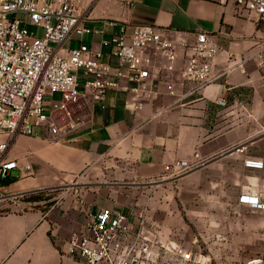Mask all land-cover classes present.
Returning <instances> with one entry per match:
<instances>
[{
  "label": "crops",
  "instance_id": "1",
  "mask_svg": "<svg viewBox=\"0 0 264 264\" xmlns=\"http://www.w3.org/2000/svg\"><path fill=\"white\" fill-rule=\"evenodd\" d=\"M82 12L91 28L83 40L103 50L102 59L113 67L120 59L111 55L106 39L123 27L129 32L133 25L149 24L178 44L176 68L172 80L160 82L156 96L140 108L127 107L138 102L134 93L110 91L94 103L92 120L82 129L53 136L42 128L14 138L8 156L20 167L1 190L23 196L0 199L5 209L0 210V264H87L68 252L71 235L85 231L103 207L130 213L136 221L137 211L128 203L132 188L164 178L165 165L177 159L198 164L186 174L221 171L220 178L237 189L239 199L242 193H264V168L244 163L247 158L264 161V68L252 56L264 42V19L237 0H82ZM202 32L220 47L212 60L215 75L229 64V52L236 54L233 60H242V67L185 96L193 87L182 84L185 44ZM79 43L68 40L64 52ZM6 138L0 133V142ZM77 181L82 203L74 191L48 207L32 199ZM24 203L35 206L25 209Z\"/></svg>",
  "mask_w": 264,
  "mask_h": 264
},
{
  "label": "built area",
  "instance_id": "2",
  "mask_svg": "<svg viewBox=\"0 0 264 264\" xmlns=\"http://www.w3.org/2000/svg\"><path fill=\"white\" fill-rule=\"evenodd\" d=\"M237 3L264 19V0ZM89 32L82 0H0V133L7 135L0 142V199L23 196L6 195L1 190L12 171L20 167L18 159L8 156L17 135H35L42 128L53 136L68 135L90 124L94 103L104 101L110 91L134 93L138 102L127 107L140 108L145 100L156 96L160 82L172 80L178 44L158 27L136 24L129 32L123 27L106 39L111 55L120 59L116 67L102 59L103 50L83 40ZM74 38L80 40L79 45L62 51ZM185 46L188 57L182 84H193L185 96L200 92L233 67H242V60H233L236 54L229 52V64L215 75L212 60L220 47L206 32ZM252 56L264 68V42ZM218 102L227 104L224 98ZM244 163L250 168H264L260 159L247 158ZM197 166L177 159L165 165V177L186 174ZM25 169L30 175L29 163ZM71 191L79 203L84 202L78 181L67 186L63 195ZM240 202L264 211L263 192L242 193ZM136 218L132 221L130 213L103 207L85 231L71 235L68 252L87 264H200V255L194 250L160 239L142 214Z\"/></svg>",
  "mask_w": 264,
  "mask_h": 264
},
{
  "label": "rangeland",
  "instance_id": "3",
  "mask_svg": "<svg viewBox=\"0 0 264 264\" xmlns=\"http://www.w3.org/2000/svg\"><path fill=\"white\" fill-rule=\"evenodd\" d=\"M221 175L206 169L135 184L128 203L153 234L194 250L200 264H264V211L242 204L237 189ZM65 190L38 193L43 197L38 205L50 206Z\"/></svg>",
  "mask_w": 264,
  "mask_h": 264
},
{
  "label": "trees",
  "instance_id": "4",
  "mask_svg": "<svg viewBox=\"0 0 264 264\" xmlns=\"http://www.w3.org/2000/svg\"><path fill=\"white\" fill-rule=\"evenodd\" d=\"M42 198H43L42 195H38V196H36L34 199H38V200H40V199H42ZM51 204H53V201H51V202L48 203V205H51Z\"/></svg>",
  "mask_w": 264,
  "mask_h": 264
}]
</instances>
